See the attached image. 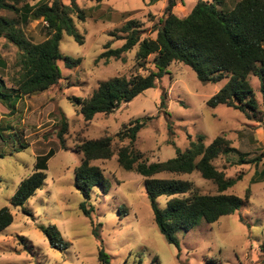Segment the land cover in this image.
I'll list each match as a JSON object with an SVG mask.
<instances>
[{
	"label": "rangeland",
	"instance_id": "374dc122",
	"mask_svg": "<svg viewBox=\"0 0 264 264\" xmlns=\"http://www.w3.org/2000/svg\"><path fill=\"white\" fill-rule=\"evenodd\" d=\"M52 0H28L30 5ZM168 0H76L86 13V20H76V28L84 37L80 45L64 35L60 52L63 57L81 59L75 68H67L59 61L63 79L50 90L23 98L17 112L0 103V118L10 124L27 148L15 152L14 145L5 146L6 155L0 157V210L8 207L13 223L0 233V264H103L100 250L108 255L109 264H264V181H260L264 158L258 166L239 164L264 155V121L249 119L234 108L208 106V101L226 84H204L195 73L180 63H173L155 88L145 91L131 103L123 104L111 114H99L85 121L74 98L89 99L103 82L116 77L130 78L140 74L148 76L155 68L154 56L145 67H138V47L124 55L125 61L99 59L110 43L119 48L123 41L111 35L128 21L141 23L146 31L143 37L156 38L154 25L164 16ZM198 0H184L174 13L184 18L190 14ZM214 2V0H205ZM219 8L231 11L240 0H215ZM21 8L25 2L5 0ZM70 3V0L66 1ZM0 19L18 24L25 37L33 43L48 38L42 19H30L20 24L15 10L0 9ZM122 35V33H117ZM19 50L6 38L0 37V78L11 88L9 77L17 72ZM255 98L261 111L264 108L261 84L250 76ZM164 97L165 106L161 99ZM62 113L68 120V129L61 144L58 133ZM170 114V117H169ZM152 117L139 134L136 150L149 163L165 162L176 157V151H186L198 136L210 145L223 137L235 152L214 161L215 167L227 179H239L227 191L245 200L235 214L209 225L202 222L189 232L176 234L178 246L169 244L159 231L147 197L145 178L136 172L125 171L118 163L117 153L128 141L121 142L116 135L137 119ZM172 123V130L169 123ZM105 137L113 139L114 156L109 160H96L92 165L103 170L108 180L106 191L96 187L88 208L90 216L81 209L84 198L75 188V169L83 160L77 147L89 140ZM1 148H3L1 144ZM54 151L48 162L45 185L22 208L10 204L22 180L33 173L39 156ZM156 178H173L190 181L202 194H217V186L203 179L200 173H163ZM169 199L161 197V208ZM54 225L67 243V248H54L41 231V227ZM98 229L99 237L94 233Z\"/></svg>",
	"mask_w": 264,
	"mask_h": 264
},
{
	"label": "trees",
	"instance_id": "16d2710c",
	"mask_svg": "<svg viewBox=\"0 0 264 264\" xmlns=\"http://www.w3.org/2000/svg\"><path fill=\"white\" fill-rule=\"evenodd\" d=\"M25 2L21 8L14 7L0 0V9L15 10L20 24H28L30 19H42L46 24L48 38L40 43L28 40L18 24L0 19V37L6 38L18 50L17 72L9 77L11 88L0 78V103L10 115L17 112L18 103L25 97L43 93L59 84L63 79L59 61L64 60L67 68H75L81 59L63 57L60 44L64 35L70 36L80 45L84 37L76 28V20L85 21L86 13L76 0H52L50 3L38 2L30 5L28 0H12ZM35 1V0H31ZM103 0H97L101 3ZM184 0H168L164 16L154 25L156 38L143 37L146 31L141 23L128 21L117 32L112 33L116 41H123L119 48L112 49L110 43L105 46L99 59L123 60L124 55L138 47L136 62L138 67H145L148 59L154 56V70L148 76L136 74L127 77H116L103 82L89 99L74 98L85 121L89 122L99 114H111L123 104L131 103L145 91L155 88L173 63H180L191 68L197 79L204 84H218L226 80V84L209 101L208 106L216 108L225 105L239 110L247 118L264 121V108L261 111L255 98L254 89L249 77L259 79L264 104V0H240L231 11H224L214 2L198 0L190 14L184 18L174 13V8L183 4ZM122 33L118 35L117 33ZM0 64L6 66L2 60ZM161 104L165 106L164 97ZM170 117V114H169ZM153 120L152 117L137 119L125 126L116 138L128 141L127 146L118 150L119 165L128 172H136L144 177L147 197L155 216V223L169 244L178 246L176 234L189 232L202 222L212 225L221 218L239 211L245 200L227 191L237 184L239 179H227L219 171L214 161L221 156L235 152L229 141L217 137L210 145H205L204 137L198 136L182 152L176 151V157L165 162L149 163L143 154L136 150L138 134ZM172 123L169 129L172 130ZM68 129V120L62 113L61 129L58 137L62 145ZM113 139L105 137L89 140L77 147L83 160L75 169V188L81 193L84 202L81 209L85 216H90L93 207L88 208L92 192L96 187L108 188V180L103 170L92 165L96 160H109L114 156ZM1 144L3 148H1ZM13 144L15 152L27 148V144L19 138L13 127L0 118V157L6 155L5 146ZM55 155L50 151L39 156L33 173L22 180L10 204L13 208H22L25 215L31 213L25 209L26 203L45 185L49 160ZM264 155L246 160L240 157L239 164L262 162ZM198 172L203 179L212 181L217 186V194H202L187 180L173 178H156L163 173L192 174ZM260 181H264V169ZM169 200L161 208L158 199ZM14 217L8 207L0 210V233L13 223ZM41 231L54 248H67L56 226L41 227ZM94 233L99 237L98 229ZM100 260L109 264L108 255L100 250Z\"/></svg>",
	"mask_w": 264,
	"mask_h": 264
}]
</instances>
